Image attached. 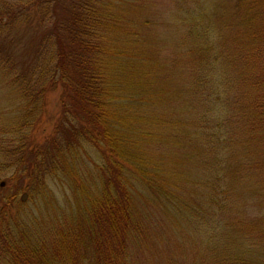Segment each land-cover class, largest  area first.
<instances>
[{"label":"trees","instance_id":"16d2710c","mask_svg":"<svg viewBox=\"0 0 264 264\" xmlns=\"http://www.w3.org/2000/svg\"><path fill=\"white\" fill-rule=\"evenodd\" d=\"M165 2L1 1L0 264H264V0Z\"/></svg>","mask_w":264,"mask_h":264},{"label":"rangeland","instance_id":"374dc122","mask_svg":"<svg viewBox=\"0 0 264 264\" xmlns=\"http://www.w3.org/2000/svg\"><path fill=\"white\" fill-rule=\"evenodd\" d=\"M0 0V6H2ZM143 5L137 8L133 13V20L139 24H142L141 33L144 38V45H146V40L151 41L156 33H152L154 29L155 22V12L157 9L158 0H142ZM169 4H166L165 0H161L159 9L166 10ZM43 9H31L30 19L23 18L20 21L12 25L10 34L4 30L3 36H0V42H3L7 37L13 41L14 47L17 48L16 52L23 56L27 51H32L34 49L33 38L36 35L35 32L41 33L42 25L39 24V16L42 14ZM148 19L149 23H145V20ZM35 29V30H34ZM148 55L151 56L150 51L148 50ZM6 66L4 61L0 58V132H6L7 129L3 127V122H7L10 110H15L18 105H20V100L18 99L17 94L14 93L13 96L9 93V87L6 85ZM62 89L60 87L50 90L46 94V106L45 113L43 114L40 122L42 123L37 130V138L43 139L53 129V123L55 118L60 114L62 109L61 102ZM11 98V100H10ZM16 102V103H14ZM14 104V105H13ZM16 105V106H15ZM12 114V113H11ZM1 154V153H0ZM86 161L91 164V161L86 158ZM8 173L5 172L4 176ZM3 176V177H4ZM3 180V179H2ZM7 190H11L13 187V182L8 183L6 186Z\"/></svg>","mask_w":264,"mask_h":264},{"label":"water","instance_id":"95a60500","mask_svg":"<svg viewBox=\"0 0 264 264\" xmlns=\"http://www.w3.org/2000/svg\"><path fill=\"white\" fill-rule=\"evenodd\" d=\"M1 185H4V182H1ZM26 197H27L26 193H23V194L21 195V199H22V200H25Z\"/></svg>","mask_w":264,"mask_h":264}]
</instances>
